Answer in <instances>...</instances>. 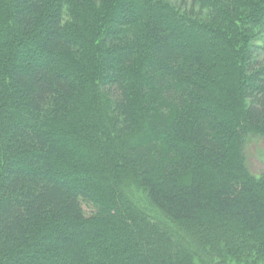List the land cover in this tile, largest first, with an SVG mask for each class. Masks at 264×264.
Returning a JSON list of instances; mask_svg holds the SVG:
<instances>
[{"label": "trees", "instance_id": "1", "mask_svg": "<svg viewBox=\"0 0 264 264\" xmlns=\"http://www.w3.org/2000/svg\"><path fill=\"white\" fill-rule=\"evenodd\" d=\"M264 0H0V264H264Z\"/></svg>", "mask_w": 264, "mask_h": 264}, {"label": "rangeland", "instance_id": "2", "mask_svg": "<svg viewBox=\"0 0 264 264\" xmlns=\"http://www.w3.org/2000/svg\"><path fill=\"white\" fill-rule=\"evenodd\" d=\"M245 162L249 170L254 174L264 173V138L250 136L245 147Z\"/></svg>", "mask_w": 264, "mask_h": 264}]
</instances>
